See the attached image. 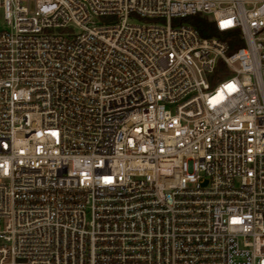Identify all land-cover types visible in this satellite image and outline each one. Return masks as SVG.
<instances>
[{
	"label": "built area",
	"instance_id": "2783aa9c",
	"mask_svg": "<svg viewBox=\"0 0 264 264\" xmlns=\"http://www.w3.org/2000/svg\"><path fill=\"white\" fill-rule=\"evenodd\" d=\"M0 12V264H264V0Z\"/></svg>",
	"mask_w": 264,
	"mask_h": 264
},
{
	"label": "trees",
	"instance_id": "16d2710c",
	"mask_svg": "<svg viewBox=\"0 0 264 264\" xmlns=\"http://www.w3.org/2000/svg\"><path fill=\"white\" fill-rule=\"evenodd\" d=\"M186 20L195 28H197L204 37L214 33L213 25L207 22L205 19H201L196 16L188 18Z\"/></svg>",
	"mask_w": 264,
	"mask_h": 264
},
{
	"label": "rangeland",
	"instance_id": "374dc122",
	"mask_svg": "<svg viewBox=\"0 0 264 264\" xmlns=\"http://www.w3.org/2000/svg\"><path fill=\"white\" fill-rule=\"evenodd\" d=\"M3 29H4V23L2 21L1 12H0V31ZM221 80H223V78Z\"/></svg>",
	"mask_w": 264,
	"mask_h": 264
}]
</instances>
